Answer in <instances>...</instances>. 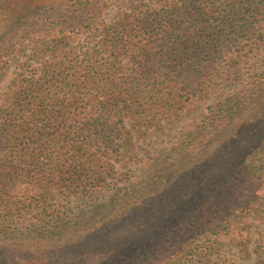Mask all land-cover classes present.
Segmentation results:
<instances>
[{
	"label": "trees",
	"instance_id": "16d2710c",
	"mask_svg": "<svg viewBox=\"0 0 264 264\" xmlns=\"http://www.w3.org/2000/svg\"><path fill=\"white\" fill-rule=\"evenodd\" d=\"M96 3L65 0L0 31V75L15 63L0 92V250L14 251L25 240L61 244L71 233L98 235L115 215L114 230L87 242L98 256L76 255L75 264L88 257L90 264H240L251 257L264 264V149L255 155L261 166L249 161L264 141V76L207 107L213 120L205 115L177 134L184 147L173 154L200 169L181 177L174 193L166 189L160 206L154 199L118 215L143 195L130 181L126 191L117 188L126 179L115 169L132 149V132L175 120L210 93L217 56L241 40L264 38V0H128L109 21ZM244 104L255 106L256 116L232 140L218 137ZM198 150L210 156L204 167ZM172 161L163 168H173ZM159 169L148 176L158 178ZM78 190V200L87 199L77 202L72 219L50 212L55 197ZM105 190L111 194L100 201ZM200 192L204 204L159 228L169 200L179 205ZM31 213L39 223L18 228ZM143 216L147 225L137 223ZM223 247H235L238 261L217 256Z\"/></svg>",
	"mask_w": 264,
	"mask_h": 264
},
{
	"label": "rangeland",
	"instance_id": "374dc122",
	"mask_svg": "<svg viewBox=\"0 0 264 264\" xmlns=\"http://www.w3.org/2000/svg\"><path fill=\"white\" fill-rule=\"evenodd\" d=\"M64 2L65 0H0V31L1 29L10 26L15 19L17 20V23H21L20 25L26 24L27 22L33 20L32 17L35 11L37 12L39 9L46 10L51 5L61 4ZM96 4L98 7L100 5L101 18L105 21H109L119 7L123 9L127 6L128 0H97ZM261 22L262 21L258 24H262ZM261 32L264 33V31ZM26 52H28V49ZM15 55V58L20 59L22 54L16 53ZM14 65L15 63H11L6 72L3 75H0V92L8 83L11 73L14 70ZM213 72L217 78V84L215 87L210 91V93L203 96L202 99H199L193 105H189L186 109H184V112H182L177 119L170 122L163 120L154 126H150L141 133L132 132L130 134L132 149L127 153V156L123 158V162L125 164L123 166L117 165L115 167L116 174H118L119 177L125 176L126 182L120 183L117 188L122 189V191H126L125 187L129 184L127 181H130L131 184L134 185V190L141 192L143 196L141 198H134V203L130 206V208L123 210L118 215L123 216L127 214L130 216L132 215L134 209H140L143 204L151 202L154 199L157 201L156 206H160L162 204V200L159 199V196L163 195L167 191L166 189L170 188V194L174 193L173 191L175 189H172L181 177H184L191 169L199 171L200 168L194 169L191 166L189 168L186 166L185 162L181 161V158H184V154L180 157L173 154V148L175 146L179 147L177 150L179 153L184 147L183 144L180 143L182 139L178 141L177 134L190 126L195 127L201 123V120L205 115H207L206 118H209L208 121L213 120L214 114L210 113V110L207 109V107L223 101L227 98V96L234 95L237 90L241 88L242 84L259 81V78L264 76V38L255 39V37H251L249 39L241 40L237 43V45H233L232 47L225 49V54H220L214 60ZM225 102L226 101H223L222 103ZM255 112H257L255 106L244 104L236 111V115L234 116L232 122L227 125L224 124L223 129L220 133L218 132L217 135L220 134L221 136L223 135L224 138L232 140V138L236 135V132L239 133L240 130H242L244 122H246L247 118L256 116ZM217 135L215 137H217ZM211 142H213V140H209L207 144L208 147L212 146ZM263 145L264 141L262 142V147L259 148L254 146L250 150L253 152L251 153L252 156H250L249 161H254L256 166L262 165L255 155L263 153L261 152V149H264ZM203 151L204 150L195 154L199 162V166L202 167H204L206 164L205 162H207L208 158H210V156H204ZM173 156L176 157L171 158ZM169 160L176 161L173 163L176 165L173 168L164 169L167 166L164 163ZM177 163L180 166H177ZM157 165L160 166V169ZM155 167L159 169L158 178L148 176L151 169ZM142 180L145 181L144 184L138 186L136 183ZM177 186L176 188H178ZM117 188H113L112 190L116 191ZM81 193L82 191L78 190V192L75 193L78 196L71 194L67 199L55 197V199L50 202V212L52 209H56L60 214L57 215V217L65 216L67 219H72L73 212L78 209L77 202L80 201V203H82L85 199H87L86 196H82L78 200ZM110 194L111 190H105L101 191L97 197L100 201H103L106 200ZM169 195L167 196L165 194L163 197L169 200ZM205 198H207V195L204 192H200L199 195L193 196L189 200H179V205L176 204V201L172 202L169 200L171 206L168 212L167 208H165L163 215H165L166 220L165 222H161L159 228L167 223H175L179 219L183 218L192 209L204 204L203 201ZM184 203L186 204L184 205ZM183 205L184 208L180 209ZM64 211L66 214L62 215ZM235 214L237 215L238 211H236ZM31 215L32 216H29L28 214L23 219H20L18 224H16L17 227L24 228L23 226L30 222H34L35 224L39 223L37 216L33 215V213H31ZM117 219V216L113 215L111 216V221L108 225L103 223L99 227L106 228L111 226L109 230H114L115 226L112 224L115 223ZM148 220H150V217L143 216V218H141V220L137 223L146 224ZM163 230L164 228H162V231ZM107 232H104L103 230V233H99L98 235H94L93 231L88 234H68L67 238H65L61 243L70 245L67 251H64L59 243L25 240L21 245H18L14 251H9L8 249L0 250V264H41V262L42 264H75L76 255L84 256L85 254H88L92 258L97 257L98 254L90 250L91 248L87 246V242L90 239H97L96 236L100 237L102 234H106ZM255 237L256 233L252 232L251 241L248 244L249 249L253 247L252 242ZM217 256H227L235 261H238L239 259L235 247H223L220 254ZM92 258L88 257L80 264H90ZM240 264H252V257L246 261L240 260Z\"/></svg>",
	"mask_w": 264,
	"mask_h": 264
}]
</instances>
